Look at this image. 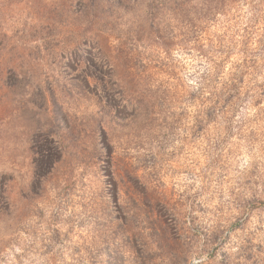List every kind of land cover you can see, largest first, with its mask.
Listing matches in <instances>:
<instances>
[{"label": "rangeland", "instance_id": "374dc122", "mask_svg": "<svg viewBox=\"0 0 264 264\" xmlns=\"http://www.w3.org/2000/svg\"><path fill=\"white\" fill-rule=\"evenodd\" d=\"M110 5L0 0V264H264V0Z\"/></svg>", "mask_w": 264, "mask_h": 264}, {"label": "trees", "instance_id": "16d2710c", "mask_svg": "<svg viewBox=\"0 0 264 264\" xmlns=\"http://www.w3.org/2000/svg\"><path fill=\"white\" fill-rule=\"evenodd\" d=\"M85 2V9L81 11H70L68 19L75 29L76 35L79 38V45L85 46L89 49V57L92 60L108 61L107 50L98 46L99 34H106L110 28L114 26L115 11L114 6H106V0H82ZM228 0H197L201 6V10L219 11V9ZM113 29V28H111ZM93 73L91 68L88 69ZM91 78V76L89 77ZM88 78V79H89ZM205 79L203 80V86ZM112 144V141H110Z\"/></svg>", "mask_w": 264, "mask_h": 264}]
</instances>
